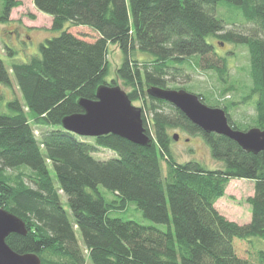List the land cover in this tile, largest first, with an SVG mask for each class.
<instances>
[{
  "label": "trees",
  "instance_id": "trees-1",
  "mask_svg": "<svg viewBox=\"0 0 264 264\" xmlns=\"http://www.w3.org/2000/svg\"><path fill=\"white\" fill-rule=\"evenodd\" d=\"M33 4L51 16V29L72 23L90 28L96 37L89 41L62 30L40 43L38 53L27 61L10 64L21 100L7 102L11 112L0 111V208L22 219L27 233L9 234L8 246L19 254L35 253L41 264H264V249L252 243L253 238L264 240V150L247 152L224 135L203 132L179 109L147 92L152 86L169 88L167 77L190 55H198V65L226 80V59L213 61L208 38L244 45L250 97H256V127L262 128L264 0H33ZM20 5V0H3L0 22L10 21L11 11ZM221 7L231 20L219 17ZM232 13L250 22L253 32H221L232 21ZM110 44L122 52L116 73L129 88L125 92L132 104L140 101L149 146L112 133L78 136L61 125L63 117L83 111L78 99H95L101 84L117 85L106 81ZM136 52L147 57L139 59ZM0 84H12L1 58ZM222 109L228 123L238 129ZM34 127H39V136ZM176 128L201 134L211 158L223 165L212 169L197 160H175L169 130ZM99 146L115 151L117 157L95 159L92 152ZM234 178L254 183L253 195L247 198L251 212L247 223L229 220L215 207ZM100 185L115 197L107 200ZM129 202L167 229L111 215ZM236 241L247 242L252 252L240 256Z\"/></svg>",
  "mask_w": 264,
  "mask_h": 264
},
{
  "label": "rangeland",
  "instance_id": "rangeland-1",
  "mask_svg": "<svg viewBox=\"0 0 264 264\" xmlns=\"http://www.w3.org/2000/svg\"><path fill=\"white\" fill-rule=\"evenodd\" d=\"M21 5L11 11L10 21L0 22V58L9 68L11 85L0 84V111L9 113L11 109L7 102L13 98L21 100L20 92L15 84L14 77L10 71V64L14 61H27L31 56L38 53V46L45 42L46 38H51L61 33L62 30L81 35L89 41H93L96 35L90 28L85 26H74L72 23L63 27L62 30H53L51 26V16L38 11L33 4V0H20ZM3 0H0V9ZM219 17L225 21L231 20L230 14H226L224 7L218 9ZM232 21L225 25L221 32L234 31L251 34L254 26L247 22L238 13H232ZM213 44V53L210 57L216 61L218 57L226 59L227 75L226 80L219 78L218 74L197 64L198 55L187 56L182 62V68L173 75L167 77V86L173 89H184L194 94H200L203 103L210 107L226 108L231 120L239 130L245 131L251 127H256L258 115L255 110V95H251L252 81L250 78L249 56L244 45H238L220 38H208ZM222 44V45H221ZM137 58H146V54L136 52ZM109 72L106 77L107 82L114 80L124 91L129 88L122 84L116 70L121 63L122 52L115 44L108 45ZM230 87V88H229ZM227 88H229L227 90ZM133 105L140 106V101L133 102ZM31 116L30 114H28ZM36 136L40 135L39 127H34ZM171 136L178 135L175 140L171 139L170 150L175 160L185 162L197 160L207 168H219L223 164L211 158L209 147L201 134H190L182 129H170ZM95 159H108L117 157V153L108 148L98 147L92 152ZM48 168L51 174L54 173L52 165ZM27 181V180H26ZM28 182V181H27ZM30 184V183H29ZM101 194L111 200L115 196L111 191L103 186H99ZM254 183L249 179H231L225 189V194L215 202V207L227 219L237 223H247L250 220V205L247 198L253 195ZM65 203V196H61ZM66 208V206H65ZM111 215L131 219L144 225H156L161 229H167L165 224H156L144 217L133 203H128L124 209H115ZM77 237L81 240V234L76 231ZM254 248L264 249V240L253 238ZM237 252L242 257H247L252 251L245 241H236Z\"/></svg>",
  "mask_w": 264,
  "mask_h": 264
},
{
  "label": "water",
  "instance_id": "water-1",
  "mask_svg": "<svg viewBox=\"0 0 264 264\" xmlns=\"http://www.w3.org/2000/svg\"><path fill=\"white\" fill-rule=\"evenodd\" d=\"M222 45V44H221ZM150 96L162 99L179 109L203 132H214L235 141L243 150L257 154L264 150V126L245 131L234 129L224 109L210 107L197 94L184 89L149 87ZM83 111L62 118L63 129L78 136L95 137L112 133L133 143L149 146L141 117V108L132 104L127 93L118 85L101 84L96 88L95 99H78ZM176 140L177 134L173 135ZM11 233L26 234L25 222L0 208V264H41L35 253L19 254L6 243Z\"/></svg>",
  "mask_w": 264,
  "mask_h": 264
}]
</instances>
